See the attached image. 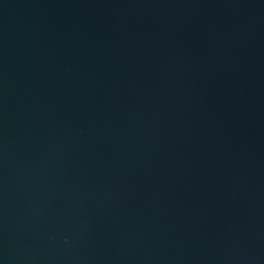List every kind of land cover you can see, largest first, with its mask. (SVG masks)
<instances>
[{
  "label": "water",
  "instance_id": "obj_1",
  "mask_svg": "<svg viewBox=\"0 0 264 264\" xmlns=\"http://www.w3.org/2000/svg\"><path fill=\"white\" fill-rule=\"evenodd\" d=\"M0 264H264V0H0Z\"/></svg>",
  "mask_w": 264,
  "mask_h": 264
}]
</instances>
